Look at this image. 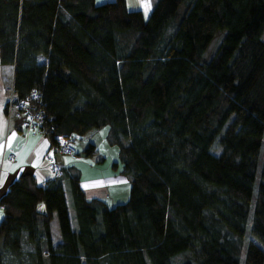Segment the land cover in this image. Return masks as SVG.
I'll return each instance as SVG.
<instances>
[{
  "label": "trees",
  "instance_id": "16d2710c",
  "mask_svg": "<svg viewBox=\"0 0 264 264\" xmlns=\"http://www.w3.org/2000/svg\"><path fill=\"white\" fill-rule=\"evenodd\" d=\"M0 66L37 97L30 137L103 131L130 186L109 208L75 168L17 178L0 264H264V0H0Z\"/></svg>",
  "mask_w": 264,
  "mask_h": 264
},
{
  "label": "crops",
  "instance_id": "0c3cea01",
  "mask_svg": "<svg viewBox=\"0 0 264 264\" xmlns=\"http://www.w3.org/2000/svg\"><path fill=\"white\" fill-rule=\"evenodd\" d=\"M97 1H99L98 4H102L113 0H95V2ZM157 1L126 0V3L129 10H140L146 16ZM7 68L9 67L0 66V198L5 194L10 184L23 175L34 177L40 186L54 180L50 165L46 161V155L50 149L49 139L43 135L32 138L21 131L18 125H9L5 120L3 110L7 96V92L5 93L7 84L5 70ZM90 136H88L89 141L87 142L96 147L97 158L81 156L77 161L71 162L68 158L57 156L56 160L65 170L75 168L80 172V186L87 200H100L109 208L122 205L128 199V197L125 199L127 195L122 192V186L128 182L120 173L119 166L117 170L112 169V164L118 162V155L112 158L100 156L99 148L105 144L103 138L98 133L91 138ZM81 149L78 151L80 152ZM10 155L13 156L12 161H8ZM100 159L101 163L98 162ZM38 211L44 212L43 205L38 206ZM2 219L3 211L0 207V222ZM51 228L53 236L54 234L57 236V226L52 223Z\"/></svg>",
  "mask_w": 264,
  "mask_h": 264
},
{
  "label": "built area",
  "instance_id": "2783aa9c",
  "mask_svg": "<svg viewBox=\"0 0 264 264\" xmlns=\"http://www.w3.org/2000/svg\"><path fill=\"white\" fill-rule=\"evenodd\" d=\"M8 96L4 105V116L7 124H16L28 136H36L39 132L43 117L36 109L37 97L34 92L23 101L15 99L12 87L8 89ZM50 149L46 155V161L50 165L53 177H61L62 165L56 160L57 156L77 160L76 149L70 138L54 135ZM13 156L8 157L12 161ZM1 187V186H0Z\"/></svg>",
  "mask_w": 264,
  "mask_h": 264
},
{
  "label": "rangeland",
  "instance_id": "374dc122",
  "mask_svg": "<svg viewBox=\"0 0 264 264\" xmlns=\"http://www.w3.org/2000/svg\"><path fill=\"white\" fill-rule=\"evenodd\" d=\"M98 2L99 1L96 2L97 5H99ZM180 12H182V10ZM216 45L217 44H212L210 46V48L206 51V53L204 54V57H205L206 60H208L210 58V56L214 52V49H215ZM5 71H6V75L5 76H6V79H7V84L5 86V93L7 92V96H8V91H9L8 89H9L10 78H11L10 76H12L11 75V68H7ZM7 96H6V99H7ZM103 133H104L103 131H100V132H98V135L100 137H102L103 136ZM86 143H87V139H83L82 141H77L74 144V146L76 147L77 150H80L82 146H86ZM103 145H104L103 147L99 148V155L100 156L107 157V158H112L115 155H117V153H118L117 147H110V146H107L106 144H103ZM95 158H97V156H95ZM129 188H130L129 184H126L125 186H122V192L125 195H127L125 197V199L128 197ZM53 224L57 226V224H56L55 221L53 222ZM53 238H54V242H56L57 240H59V232H58L57 236L54 234V237Z\"/></svg>",
  "mask_w": 264,
  "mask_h": 264
}]
</instances>
